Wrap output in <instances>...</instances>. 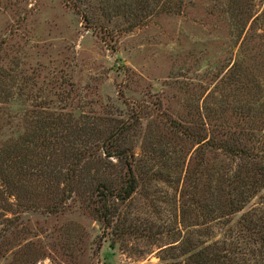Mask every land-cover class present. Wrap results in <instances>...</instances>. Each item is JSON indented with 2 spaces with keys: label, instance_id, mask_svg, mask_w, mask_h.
<instances>
[{
  "label": "trees",
  "instance_id": "obj_1",
  "mask_svg": "<svg viewBox=\"0 0 264 264\" xmlns=\"http://www.w3.org/2000/svg\"><path fill=\"white\" fill-rule=\"evenodd\" d=\"M154 1H165L167 14L196 5ZM206 4V14L230 30L237 54L226 72L213 74L192 117L159 109L148 121L142 106L117 115L110 103L78 98L73 81L66 90L51 75L25 69L26 54L0 44V264L67 255L68 240L56 248L35 233L23 239L22 219L58 216L72 205L100 225L102 237L137 239L132 201L146 190L151 200L159 184L171 218L166 234L150 236L160 238L158 264H264V5Z\"/></svg>",
  "mask_w": 264,
  "mask_h": 264
},
{
  "label": "rangeland",
  "instance_id": "obj_2",
  "mask_svg": "<svg viewBox=\"0 0 264 264\" xmlns=\"http://www.w3.org/2000/svg\"><path fill=\"white\" fill-rule=\"evenodd\" d=\"M194 1L179 15L165 13V1L154 0L146 6L143 0H85L75 7L66 0H0V44L9 54H26L25 69L51 75L52 83L66 90L73 81L78 98H95L102 107L110 103L117 115L142 106L148 121L161 111L192 117L213 87V74L226 72L232 53V58L237 54L226 24L206 14L207 0ZM256 2L264 5V0ZM167 196L159 184L151 200L147 190L134 197L135 240L116 243L102 237L100 225L75 205L58 216H23L22 238L35 233L56 248L69 241L67 255L55 252L39 264H158L160 238L150 236L166 234Z\"/></svg>",
  "mask_w": 264,
  "mask_h": 264
}]
</instances>
